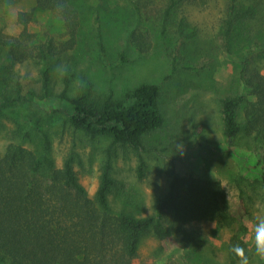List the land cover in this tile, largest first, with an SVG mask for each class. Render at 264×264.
Returning a JSON list of instances; mask_svg holds the SVG:
<instances>
[{"label":"rangeland","instance_id":"374dc122","mask_svg":"<svg viewBox=\"0 0 264 264\" xmlns=\"http://www.w3.org/2000/svg\"><path fill=\"white\" fill-rule=\"evenodd\" d=\"M132 3L138 4L140 13ZM229 3L182 0L166 18L168 0H73L78 25L72 46L63 21L48 11L38 12L29 30L39 42L52 38L59 48L54 58V77L59 85L65 74H74V86L83 75L100 96L112 93L121 97L141 83L160 88L164 123L143 140L153 151L138 154L121 147L114 151L116 186L111 202L115 211L150 216L155 198L168 190L165 166L171 162L182 175L219 181L234 201H239L240 184L250 198L245 236L250 264H264L254 255L251 236L253 213L264 215V184L256 181L264 159H258L250 139L239 137L230 142L224 137L218 106L220 98L244 91L240 71L249 55L246 48L254 52L251 59L257 60L264 74V51L255 46L256 42L264 43V0H238L240 6L255 8V14L239 22L227 41ZM34 7V0L0 2V31L18 36L22 31L18 13ZM182 20L185 35L194 32L193 37H179ZM19 69L29 81L37 79L33 64ZM43 128L52 140L57 167L73 154L78 178L94 198L111 140L92 139L54 114L44 117ZM11 145L38 154L43 150V139L24 119L1 113L0 158ZM141 157L145 163L142 178L138 174ZM191 231L196 242L184 248L173 239L161 241L147 234L134 264H230L232 235L225 226L212 222Z\"/></svg>","mask_w":264,"mask_h":264},{"label":"trees","instance_id":"16d2710c","mask_svg":"<svg viewBox=\"0 0 264 264\" xmlns=\"http://www.w3.org/2000/svg\"><path fill=\"white\" fill-rule=\"evenodd\" d=\"M9 1L14 0H0ZM34 1V9L18 13L17 22L22 28L18 36L0 31V114L24 119L43 139V150L38 154L11 145L0 158V264H134L147 234L161 241L173 239L184 248L196 242L191 229L212 222L225 226L232 235L230 264H237L230 251L237 243L246 248L250 259L245 240L250 198L240 184L239 201H234L219 181L182 175L171 162L165 166L168 190L155 198L150 216L114 210V151L117 147L138 154L153 151L143 140L164 123L160 88L141 83L121 97L112 93L100 96L83 75L74 86V74H65L59 85L54 77V58L59 48L52 38L36 40L29 25L37 21L38 12L48 11L63 21L72 46L78 15L72 7L73 0ZM181 1L168 0L166 18ZM132 5L140 13L138 4ZM240 5L238 0H230L225 19L227 41L239 22L255 14V8ZM178 33L180 38L194 36V32L185 35L184 20ZM255 46L264 51V43L256 42ZM246 50L249 55L240 71L244 91L220 98L219 114L224 137L230 142L239 137L250 139L256 156L263 160L264 74L257 60L251 59L254 52L250 47ZM124 57L122 54L123 60ZM24 64L36 67V80L29 81L22 74L19 66ZM48 114L64 117L75 130L92 139L111 140L94 198L78 178L73 154L57 167L52 140L43 128ZM25 135L31 138L29 132ZM139 162L138 174L142 178V157ZM256 181L264 184V160Z\"/></svg>","mask_w":264,"mask_h":264},{"label":"clouds","instance_id":"9594fccd","mask_svg":"<svg viewBox=\"0 0 264 264\" xmlns=\"http://www.w3.org/2000/svg\"><path fill=\"white\" fill-rule=\"evenodd\" d=\"M253 218L251 236L254 255L264 261V215L253 213ZM230 251L237 258V264H250L248 252L240 243L232 245Z\"/></svg>","mask_w":264,"mask_h":264}]
</instances>
